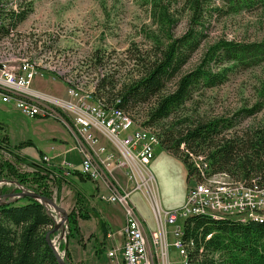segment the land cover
Listing matches in <instances>:
<instances>
[{
  "label": "rangeland",
  "instance_id": "374dc122",
  "mask_svg": "<svg viewBox=\"0 0 264 264\" xmlns=\"http://www.w3.org/2000/svg\"><path fill=\"white\" fill-rule=\"evenodd\" d=\"M33 5L34 10L24 23L19 24L10 37L0 41V64L9 72L18 73V67L28 63L34 71L29 89L37 96L44 97L49 106L57 109L64 123L59 118L57 120L49 116L27 117L14 108L13 104L0 102V126L3 125V129L0 127V142L3 136L7 137L0 144L9 149L3 152V162L7 161L14 167L12 172L4 169L0 188L7 190L5 194H18L22 189L35 191L37 185L30 184L31 180L20 183L13 177V171L30 175L34 170L31 162L44 161V167L47 166L52 171L46 187L51 192L49 198L63 207L69 215L75 209L74 213L78 217L77 230L71 231L67 222L59 232L51 234V239L56 242L57 252L63 256L66 264H117V257L110 258L109 252L113 245L123 241L121 230L126 225L125 209L117 202L109 203L102 197L109 196L111 189L101 180L92 181L84 173L85 177L80 180L71 173L73 169L68 170L67 165H59L63 161L73 164L78 171L81 170L82 160L75 147L77 137L72 128L73 116L83 112L80 103L87 100V93L93 91L99 78L110 77L119 88L123 82L132 80L138 71H144V66L136 65V59H144L154 53V35L160 36L162 29L157 19L159 9L164 8L175 19L171 34L177 37L188 29L192 11L188 0H33ZM212 19L207 41L202 43L189 60L183 73L193 70L200 56L207 51L206 48L223 38L243 42H259L264 39L262 8L226 13L219 17L215 15ZM229 75V79L219 87L198 89L184 108L172 114L170 119L162 121L163 126H171L178 119L181 121L186 117L194 122L215 117L225 118L234 115L241 108L249 109L260 101V94L264 90V62L260 66L250 67L245 71L236 70ZM174 83L175 81L168 84L167 89H171ZM71 87L77 88L76 95L68 92ZM151 104L152 102L139 104L130 111V115L143 125L147 121ZM67 106L76 112L66 109ZM263 122L264 109L251 118L240 120L227 132H243ZM163 126L160 124L149 127L160 134ZM97 135L98 143L107 148V152L100 157L104 159L109 153L118 156L116 146L106 140L101 132ZM29 140L32 142L30 146L23 145L12 150L16 143ZM51 146H54L55 152L51 150ZM50 152L56 158L46 161L44 157H48L47 153ZM58 153L61 154L56 156ZM189 154L192 155V152L188 156ZM154 157L149 169L154 174L152 183L155 187L144 182L146 177L143 178L140 172L137 173L142 179L128 180L133 173L117 167L119 161H110L107 168L103 167V172L106 171L109 181L119 191L129 192L134 209L139 214L137 216L145 223V230L149 227V231L158 228L151 203L158 199L161 209L176 210V205L186 195L189 184L194 179H200L197 170L187 177L188 171L182 158L169 154L162 144L155 150ZM190 162L192 163L191 156ZM77 192L81 197L76 195ZM48 208L58 221L61 214L55 212L50 205ZM206 217L214 219L210 214ZM102 221L105 222V227ZM184 223L183 221V226ZM167 230L170 249L165 262L186 264L187 255L184 259L179 255V250L173 247L177 237L172 227ZM108 234L112 235L110 240Z\"/></svg>",
  "mask_w": 264,
  "mask_h": 264
},
{
  "label": "trees",
  "instance_id": "16d2710c",
  "mask_svg": "<svg viewBox=\"0 0 264 264\" xmlns=\"http://www.w3.org/2000/svg\"><path fill=\"white\" fill-rule=\"evenodd\" d=\"M10 1L0 0V41L10 37L34 10L33 0ZM188 3L192 11L188 29L178 37L172 35L175 19L162 6L157 18L162 29L160 36L154 35V53L150 57L136 59V65L144 66V71H138L132 80L123 82L119 88L110 77L99 78L92 93L94 99H101L106 105L114 104L129 114L139 104L152 102L143 125L163 126L162 121L184 108L198 89L219 87L229 79L230 73L245 71L264 62V39L243 42L223 38L206 48L193 70L183 73L189 60L207 41L215 15L264 9V0H188ZM173 81V87L167 89ZM260 98L251 108H241L225 118L197 122L190 121V117L178 119L179 122L160 128L159 142L169 154L182 158L187 177L196 171L188 156L192 152L194 156L206 155L213 173L219 172L252 184L255 178H264V122L239 133L227 131L240 120L261 112L264 109V90ZM0 127L3 129V125ZM6 140L7 137L3 136L0 143ZM30 144V140L20 141L12 150ZM4 150L9 149L0 144V181L4 169L12 172L14 168L7 161L3 162ZM43 163L31 162L34 168L31 176L14 170L13 177L20 183L31 180L30 184L37 185L35 191L39 195L50 197L51 192L46 187L52 171ZM71 173L80 180L85 177L76 168ZM1 188L0 195H4L7 190ZM76 195L81 197L79 192ZM15 202L0 205V264H58L45 238L54 226L53 217L34 198L25 196ZM74 210L68 218L71 231L77 230L78 217ZM184 222L182 235L188 250V264H264V222H240L231 218L215 220L204 215H192ZM102 225L106 226L104 221Z\"/></svg>",
  "mask_w": 264,
  "mask_h": 264
},
{
  "label": "built area",
  "instance_id": "2783aa9c",
  "mask_svg": "<svg viewBox=\"0 0 264 264\" xmlns=\"http://www.w3.org/2000/svg\"><path fill=\"white\" fill-rule=\"evenodd\" d=\"M33 75L34 71L28 63L20 65L18 73L9 72L0 65V102L13 104L14 108L27 117L49 116L63 122L57 109L49 106L44 97L37 96L29 89ZM68 92L76 95L77 88L71 87ZM92 93L93 91L87 93V100L80 103L83 112L73 116L72 128L77 137L75 147L82 160L80 172L89 176L92 181L101 180L111 189L109 196L102 197L109 203L117 202L126 211V225L121 230L123 241L121 245H113L109 252L110 258L117 257V264H167L165 258L168 257L170 249L167 228L170 226L177 237L173 247L179 250V255L184 258L188 250L183 242V221L192 215L210 214L214 219L233 218L240 222H264V178H255L251 184L222 173H213L204 155L190 154L200 179H194L193 183L189 184L186 200L176 210L161 209L159 200L155 199L156 201L151 203V209L158 228L149 231L148 227L145 230V223L137 216L139 214L134 209L129 192L119 191L118 187L109 181L103 167L107 168L110 161H119L117 167L133 173L128 180L141 178L137 173L140 172L143 178L146 177L144 182L155 187L152 183L154 174L149 169V164L160 145L159 134L150 127L141 125L128 111L119 109L114 104L106 105L101 99L95 100ZM66 109L75 111L68 106ZM100 132L105 135L106 140L116 146L118 156L109 153L104 159L100 157L107 152V148L98 143L97 133ZM44 159L49 161L47 156ZM62 164L67 165L68 170L74 169L71 163L63 162L59 165Z\"/></svg>",
  "mask_w": 264,
  "mask_h": 264
},
{
  "label": "water",
  "instance_id": "95a60500",
  "mask_svg": "<svg viewBox=\"0 0 264 264\" xmlns=\"http://www.w3.org/2000/svg\"><path fill=\"white\" fill-rule=\"evenodd\" d=\"M24 196L29 197V198H34L35 200L40 201V203L42 205H44V207L46 208L48 214H50L53 217L54 228L46 233L45 238L48 241V243L50 244L52 250L54 251V253L56 255L57 263L58 264H66V262L63 259V256L57 252V248L55 247L56 244H55L54 240L51 239V234H55V233L59 232V230L62 228V226L68 222L69 214L65 211V209L63 207H61L59 204H57L51 198L42 197L39 195V193H37L35 191H26L24 189H22L21 192H18V194H15L13 192H10L9 194L6 193L5 195H3L2 198H0V205H6L9 202H15L16 200H18L19 198L24 197ZM49 205L55 210V212H57L58 214H61V218H59L58 221L55 220L54 215L49 211V208H48ZM67 245H68V242H67ZM67 245H66V248H67Z\"/></svg>",
  "mask_w": 264,
  "mask_h": 264
},
{
  "label": "crops",
  "instance_id": "0c3cea01",
  "mask_svg": "<svg viewBox=\"0 0 264 264\" xmlns=\"http://www.w3.org/2000/svg\"><path fill=\"white\" fill-rule=\"evenodd\" d=\"M51 148V150L53 151V152H55V148H54V146H51L50 147ZM68 150H66V152H67ZM51 153L52 152H50V153H47V155H48V157L50 158V160H54L56 157H55V155H51ZM61 153H58V154H56V156H59ZM155 158V157H154ZM153 162V161H152ZM155 162V161H154ZM52 163H55V162H52ZM62 163H63V161H62ZM152 163H150V165H151ZM69 172V171H68ZM67 175H70V173H67ZM127 183V182H126ZM126 183H125V185H126ZM127 186V185H126ZM186 200V195H183V197H182V200L181 201H179L178 202V204L176 205V207H179V206H181L183 203H184V201ZM175 207V208H176ZM174 208V209H175ZM111 228V227H110ZM111 230V229H110ZM109 230V231H110ZM109 235V234H108ZM111 234L109 235V240L111 239ZM116 245H121V243L120 244H116Z\"/></svg>",
  "mask_w": 264,
  "mask_h": 264
},
{
  "label": "flooded vegetation",
  "instance_id": "af4514ba",
  "mask_svg": "<svg viewBox=\"0 0 264 264\" xmlns=\"http://www.w3.org/2000/svg\"><path fill=\"white\" fill-rule=\"evenodd\" d=\"M5 195V194H4ZM3 197V195H0V198H2Z\"/></svg>",
  "mask_w": 264,
  "mask_h": 264
},
{
  "label": "bare ground",
  "instance_id": "6f19581e",
  "mask_svg": "<svg viewBox=\"0 0 264 264\" xmlns=\"http://www.w3.org/2000/svg\"><path fill=\"white\" fill-rule=\"evenodd\" d=\"M168 235V234H167ZM56 243V242H55Z\"/></svg>",
  "mask_w": 264,
  "mask_h": 264
}]
</instances>
